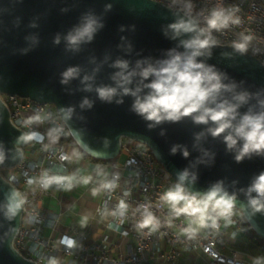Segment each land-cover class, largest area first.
Wrapping results in <instances>:
<instances>
[{
	"label": "water",
	"instance_id": "water-1",
	"mask_svg": "<svg viewBox=\"0 0 264 264\" xmlns=\"http://www.w3.org/2000/svg\"><path fill=\"white\" fill-rule=\"evenodd\" d=\"M108 5L110 8H106ZM86 15L94 16L103 27L91 42L81 43L74 51L65 37L83 23ZM181 16L180 11L155 0H0V150L5 154L0 164V264H37L24 258L14 247L23 209L11 220L4 216L7 194L16 188L2 170L15 168L21 162L22 148L28 143L17 142L25 132L12 123L3 95L53 105L75 146L92 159H117L122 140L128 139L149 149L160 165L173 171L175 178L185 168L194 171L197 180L188 185L190 190L204 192L216 181H223L229 194L236 193V208L248 227L264 239V214H253L242 207L247 204V198L240 191L246 190L264 171V157L253 156L236 163L234 154L225 150L222 138L209 136L200 141L199 147L214 153V160L192 167L201 156L198 148L193 147L194 134L203 125H194L184 118L178 123L164 122L149 129L150 122L130 110L132 97L124 96L123 103L117 105L115 97L113 103H105L95 92L99 86H114L110 77L117 69L111 65L118 59L127 60L132 68L137 60L155 62L166 58L169 49L183 51L178 47L179 40L187 39L188 35L171 39L172 32L168 29ZM57 36L58 44L54 43ZM211 51L210 58L199 59L224 73L225 83L235 82L237 91L260 92L264 98L261 61L249 53L240 54L231 46L218 45ZM69 67L79 68V75L62 84L61 74ZM85 75L93 79L82 83ZM85 84H91L92 90L85 91ZM85 98L92 101L91 108L80 107ZM249 104L254 106L255 99ZM69 107L74 111L70 119H65L59 110ZM247 107L240 111H246ZM174 145L185 147L188 157L180 149L172 154L170 149Z\"/></svg>",
	"mask_w": 264,
	"mask_h": 264
},
{
	"label": "clouds",
	"instance_id": "clouds-1",
	"mask_svg": "<svg viewBox=\"0 0 264 264\" xmlns=\"http://www.w3.org/2000/svg\"><path fill=\"white\" fill-rule=\"evenodd\" d=\"M172 5H180L177 9L182 16L176 22L168 25L172 32L171 39H177L182 35H188L187 39H180L178 47L169 49L166 58L149 62L137 60L135 66L130 68L127 60L118 59L111 67L117 69L110 79L114 86L104 85L95 88L100 101L113 103L114 97L117 105L123 103L124 96L133 98L131 111L140 116L152 129L164 122L178 123L188 118L194 125H203L204 128L194 134L193 147L198 148L201 156L196 164H208L214 160V153L199 147L200 141L211 137L222 138L227 152L233 153L236 163L253 156L264 157V98L260 92L250 93L246 90L237 91L235 82L225 83L227 79L224 73L215 69V66L205 63L201 57L210 58L212 48L219 45V41L213 33H223L233 26L241 25V18L236 15L238 7H224L221 4L213 6L205 15L203 12L193 14L194 4L192 0H171ZM171 7V5H170ZM110 8V5L106 6ZM201 18L203 26H201ZM103 24L99 23L92 15H86L83 23L75 27L65 37L67 45L72 50H78L81 43L91 42L94 34ZM167 34V33H165ZM253 36L240 33L239 39L231 41V47L240 54H245ZM57 36L54 43H59ZM80 69L69 67L62 74L61 83L66 84L70 79L79 75ZM93 77L85 75L82 83L92 80ZM147 81V82H146ZM85 91H91L92 85L85 84ZM255 99L256 104L250 105L249 101ZM248 105L247 110L240 109ZM81 108H91L92 101L85 98L80 103ZM65 119H70L73 108L60 109ZM51 114H36L26 119L25 123L42 124L50 119ZM67 135L62 126L51 127L46 135L50 144H56L61 135ZM163 135V132H161ZM44 134L37 131L22 133L17 142L42 143ZM49 145H44L47 149ZM180 149L186 158L188 150L181 145H174L170 149L175 154ZM73 158H82V153L73 149L71 155L61 154V161H70ZM5 160L3 150H0V164ZM100 175V173H97ZM11 179H14L12 177ZM91 175L77 177L72 175H52L44 170L39 177L27 179L28 186L39 185L45 191L52 185L62 186L65 190H71L76 182L88 185L92 182ZM118 176L113 179H101L96 187L91 189L93 197L102 192H113L117 184ZM197 174L190 172L188 168L177 173L176 182L162 191L159 202L155 205L156 210L167 206L165 219L155 214L151 203L138 205L132 209V216L138 219L135 227L138 230L147 229L149 233L156 232L162 225L171 227L174 219L184 217L187 225L181 229L188 239H194L201 230L219 228V221L225 226L233 224V216H241L236 209V193L229 194L223 186V181L218 180L204 192L190 190L188 185L194 184ZM235 183V181L233 182ZM247 198V204L242 205L251 210L253 214H264V171H261L246 190L241 189ZM255 193V196H252ZM129 193L125 192L124 196ZM7 204L4 216L11 220L19 210L24 208L27 199L22 193L13 189L7 194ZM129 204L120 199L111 212L102 215H111L118 218L122 224L129 213ZM87 217L84 218L86 222ZM111 226V225H110ZM67 248L75 246V241L70 237H62L59 241ZM48 264H59L55 258H50ZM253 264H264V257H256Z\"/></svg>",
	"mask_w": 264,
	"mask_h": 264
},
{
	"label": "built area",
	"instance_id": "built-area-1",
	"mask_svg": "<svg viewBox=\"0 0 264 264\" xmlns=\"http://www.w3.org/2000/svg\"><path fill=\"white\" fill-rule=\"evenodd\" d=\"M155 1L168 7L171 5L172 10L180 7L172 5L171 0ZM192 3L193 14L203 12L206 15L207 11L217 4L226 8L238 7L236 15L241 18V25L233 26L223 33L214 32L213 35L221 46H231V41L239 39L240 33L253 36L246 53L264 64V0H192ZM1 98L8 107L10 119L16 127L24 132L37 131L45 135L42 143L33 141L25 145L22 148L21 162L15 168L7 169V175L3 174L27 199L23 208L22 223L14 239V247L27 260L37 264H48L50 258L57 259L59 264H174L184 250L192 258L198 259L199 255H202L205 264H253L257 256L249 254L246 245L243 248L237 247L236 240L240 235L254 243L264 257V239L248 227L243 215L233 216L235 222L228 226L221 220L218 229H203L194 239H188L181 232L187 225L184 217L174 219L171 227L162 225L156 232L138 230L135 222L139 217L132 216V209L151 203L155 214L163 221L167 206L156 210L155 205L159 202L160 193L175 183L176 178L173 171L155 160L149 149L140 144L141 147L129 149L124 140L121 142L120 153L124 157L123 162L119 163L120 155L117 159L107 162L110 170L107 180L118 176V186L113 192H103L99 204L97 219L102 222L106 232L103 240H92L88 230L76 227H71L68 233L62 235L75 241L72 248H67L52 236H47L46 230L56 229L58 214L43 209L41 202L51 196L54 190L63 191L64 188L52 185L45 191L39 185L28 186L26 181L39 177L46 169L52 175L73 174V159L61 161L59 156L71 155L70 147L76 146L68 140L67 128L53 105L16 95H3ZM45 113H50L51 117L44 123H25L28 117ZM57 126H62L67 135L62 134L56 144H50L46 133L49 128ZM44 145L49 146L45 149ZM12 177L14 179H11ZM125 192L129 195L124 196ZM120 199L130 206L128 216L122 224L118 218L102 215L114 210Z\"/></svg>",
	"mask_w": 264,
	"mask_h": 264
},
{
	"label": "crops",
	"instance_id": "crops-1",
	"mask_svg": "<svg viewBox=\"0 0 264 264\" xmlns=\"http://www.w3.org/2000/svg\"><path fill=\"white\" fill-rule=\"evenodd\" d=\"M71 147V153L73 149L79 151L77 147ZM73 162L75 165L73 166L75 167L73 174L75 173L77 177L91 175L93 180L88 185L76 182L71 190H54L51 196L42 200L41 206L43 209L58 214L56 229L54 231L46 230L45 234L59 241L62 235L68 233L71 227H76L78 229L88 230L92 240L101 242L106 232L102 227V222L98 221L97 214L103 192L93 197L91 195V189L96 187L101 179H108L110 175L108 163L96 162L83 155L80 159L73 158ZM97 173H100V175ZM85 217H87L86 222H84ZM113 239L115 240L116 237ZM236 244L238 248H243L246 245L249 248V254L262 257L256 245L244 239L241 235L236 240ZM195 259L183 250L181 256L174 264H205L202 255H199L198 259Z\"/></svg>",
	"mask_w": 264,
	"mask_h": 264
},
{
	"label": "rangeland",
	"instance_id": "rangeland-1",
	"mask_svg": "<svg viewBox=\"0 0 264 264\" xmlns=\"http://www.w3.org/2000/svg\"><path fill=\"white\" fill-rule=\"evenodd\" d=\"M124 141L126 142L127 147H128L129 149L136 148V147H141L139 144H137V143H135V142H133V141H131V140L124 139ZM118 160H119V163H120V162H123L124 157H123L122 155H120V157L118 158ZM2 171H3V174H4V175H7V174L9 173V170H7V169H3Z\"/></svg>",
	"mask_w": 264,
	"mask_h": 264
},
{
	"label": "trees",
	"instance_id": "trees-1",
	"mask_svg": "<svg viewBox=\"0 0 264 264\" xmlns=\"http://www.w3.org/2000/svg\"><path fill=\"white\" fill-rule=\"evenodd\" d=\"M68 140L71 141V142L73 143V141H72V139H71L70 136H69ZM80 153H82L83 156H85V157H87V158H90V157L87 156L85 153H83V152H81V151H80ZM90 159H92V158H90ZM92 160H94V161H96V162H105V163L109 162V161H102V160H95V159H92ZM2 173H3V171H2Z\"/></svg>",
	"mask_w": 264,
	"mask_h": 264
},
{
	"label": "bare ground",
	"instance_id": "bare-ground-1",
	"mask_svg": "<svg viewBox=\"0 0 264 264\" xmlns=\"http://www.w3.org/2000/svg\"><path fill=\"white\" fill-rule=\"evenodd\" d=\"M156 160V159H155Z\"/></svg>",
	"mask_w": 264,
	"mask_h": 264
}]
</instances>
